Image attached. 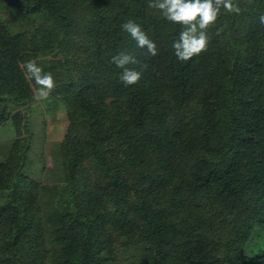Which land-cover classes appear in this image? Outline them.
Masks as SVG:
<instances>
[{
  "label": "trees",
  "instance_id": "trees-1",
  "mask_svg": "<svg viewBox=\"0 0 264 264\" xmlns=\"http://www.w3.org/2000/svg\"><path fill=\"white\" fill-rule=\"evenodd\" d=\"M0 1L43 18L63 79L42 102L68 120L62 181L45 201L26 172L29 49L0 17V128L11 133L0 264H264V0H235L239 15L222 9L208 50L188 61L172 49L181 26L147 0ZM79 8L89 26L77 23ZM129 19L156 56L121 30ZM83 46L75 63L69 53ZM124 50L142 72L128 87L110 64ZM109 98L119 105L105 107Z\"/></svg>",
  "mask_w": 264,
  "mask_h": 264
},
{
  "label": "rangeland",
  "instance_id": "rangeland-1",
  "mask_svg": "<svg viewBox=\"0 0 264 264\" xmlns=\"http://www.w3.org/2000/svg\"><path fill=\"white\" fill-rule=\"evenodd\" d=\"M81 8L76 11V21L77 23H87L88 25H85L89 26L92 22L84 20L88 14L84 15V13H81ZM0 17L14 32L22 33L25 36L29 49V60H35L44 72H51L55 83L61 81L63 77L54 67L52 50H50L53 38L45 30L43 18L37 15H23L2 1H0ZM76 49L77 47H73L69 53L70 57L75 63L85 62L82 55L78 53L84 49V46ZM30 102V105L34 109L29 112L31 141L29 143V161L26 172L31 179L38 181L45 188L46 191L42 193V200L46 201L53 196L59 188V183L62 181L60 152L68 120L64 109L59 104L53 107L52 110L47 111L42 101H36L32 98ZM115 105H119L115 99L109 98L106 100L105 107L114 109ZM10 138V131L6 127H1L0 159L5 155ZM89 168L90 165L86 163L82 167L86 171ZM3 198V192H0V203L3 201Z\"/></svg>",
  "mask_w": 264,
  "mask_h": 264
},
{
  "label": "clouds",
  "instance_id": "clouds-1",
  "mask_svg": "<svg viewBox=\"0 0 264 264\" xmlns=\"http://www.w3.org/2000/svg\"><path fill=\"white\" fill-rule=\"evenodd\" d=\"M147 7L167 22L181 26L178 39L172 43L174 55L180 61H188L208 50V30L216 24L222 9L227 14L239 15L241 12L235 0H147ZM258 20L264 25V14L259 15ZM120 28L136 42L138 48L146 49V55L154 57L158 54L156 43L136 21L129 19ZM221 31L222 28L217 29V35ZM136 63L135 55L126 50L111 57L110 64L121 70L119 82L125 87L138 84L142 78L141 71L129 67ZM20 67L24 71L25 80L34 81V85H30L33 99L48 100L55 90L52 73L44 72L35 60L22 62Z\"/></svg>",
  "mask_w": 264,
  "mask_h": 264
}]
</instances>
